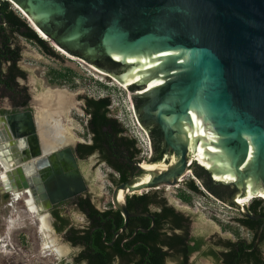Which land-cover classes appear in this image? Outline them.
Segmentation results:
<instances>
[{
    "label": "water",
    "instance_id": "obj_1",
    "mask_svg": "<svg viewBox=\"0 0 264 264\" xmlns=\"http://www.w3.org/2000/svg\"><path fill=\"white\" fill-rule=\"evenodd\" d=\"M8 1L59 49L124 83L138 123L155 126L173 152L161 161L165 169L137 164L139 173L114 199L119 192L176 185L192 164L203 167L196 160L187 167L195 145L212 160L203 167L212 180L227 174L231 179L218 183L233 185L235 197L253 190L252 199L260 198L264 0ZM47 92L33 98L35 111L0 116V191L27 193L37 213L85 190L71 150L42 148L36 102ZM232 203L244 216L264 219Z\"/></svg>",
    "mask_w": 264,
    "mask_h": 264
},
{
    "label": "flooded vegetation",
    "instance_id": "obj_2",
    "mask_svg": "<svg viewBox=\"0 0 264 264\" xmlns=\"http://www.w3.org/2000/svg\"><path fill=\"white\" fill-rule=\"evenodd\" d=\"M27 20L29 22V19ZM31 28L35 30L34 27ZM11 30L12 26L0 11V116L34 111L29 88L24 84L28 77L29 56L24 57L20 42L24 40L35 44ZM17 46L20 47L21 56L16 64L25 76L17 75L11 89L3 82L4 75L10 72L8 68L12 62L7 50ZM37 49L46 55L39 47ZM5 93H8L7 102L4 100ZM26 97L27 103L23 104ZM85 107L84 102L81 108L85 117L81 120L82 128L79 136L74 140L69 138L67 143L61 145L65 155L67 149L71 150L77 163V171L85 184V190L52 203L46 210L38 213L47 220L48 233V235L44 234L43 239L48 243L40 247V252L43 253L38 261L40 264L41 262L42 264H254L256 262L257 264L259 256L264 260V242L261 239L264 234V219L244 216L232 203L238 194L235 187L212 180L210 172L205 169L210 184L218 192V194L213 193L208 181L194 175V164L184 176L193 173L197 180L194 181L198 188L196 191L189 188V181L182 180L174 186L162 185L141 191H126L125 195L119 192L117 199H114L115 190L139 173L136 165H141L144 161L148 162L149 159H144L140 155L141 149L138 143L136 146L139 152L132 159L125 151L115 156L111 146L104 141L100 142L103 148L90 149L94 135L88 127L90 116L86 113ZM66 110L67 108L59 114L65 117ZM107 116L113 121L117 120L110 115V112ZM117 123L123 128L118 135H115L112 129V122L104 123L102 126V131L109 136L111 143L117 136L130 138L127 128L118 120ZM152 127L147 128L150 134H153L150 130ZM154 143L156 151L161 152L162 157L160 161L149 163H159L163 158L168 161L173 152L166 146L162 136L154 138ZM193 157L194 153L193 155L188 153V159ZM109 158L120 170L110 164ZM62 162L66 163V160ZM100 166L109 169L105 183L95 182L96 170ZM122 175L126 179L121 180ZM169 188L176 189L172 197L166 194ZM22 194L29 197L27 193ZM141 195L147 197L137 198ZM196 196L204 200L213 196L232 206L236 214L232 216L231 222L239 227L240 232L222 235L221 230L213 232L206 225L202 227L197 224V213L193 208ZM9 197L12 201L15 200L10 193L7 195V198ZM249 205L246 207L251 215L264 216V209L253 214L249 211ZM127 212L130 214L128 222ZM242 218L257 222L256 229L241 224ZM5 238L6 236H3L0 239V245L4 248L7 247ZM232 245L236 252L235 256L229 258L227 254L232 253ZM15 255L19 261L17 251ZM23 261L20 258V262Z\"/></svg>",
    "mask_w": 264,
    "mask_h": 264
},
{
    "label": "rangeland",
    "instance_id": "obj_3",
    "mask_svg": "<svg viewBox=\"0 0 264 264\" xmlns=\"http://www.w3.org/2000/svg\"><path fill=\"white\" fill-rule=\"evenodd\" d=\"M9 3L14 11L22 18L25 17L13 3ZM26 18L24 19L29 25L30 20L28 22V18ZM47 41V44L54 52L62 58L43 55L32 43L24 40L20 42L24 57L29 56L27 58V61H29L27 65L28 77L24 84L29 88L31 98L38 97L46 90L65 93L68 98L65 107L67 108L66 114L65 117L58 115L65 135L74 140L80 134V128H82L81 120L85 117L81 108L84 104V98L91 97L98 99L109 97L110 115L127 128L129 135L136 137L138 146L142 147V140L147 139V137L150 139V135L147 128L141 125L140 127L137 123L133 104L124 83L114 78L110 73V77H108V75L90 68L89 65H93L82 58L76 57L75 61L68 58L66 56L68 54H62L57 51L51 45V42ZM66 67L73 70L70 80L62 85L52 83L49 72L52 69L63 70ZM4 100H8V93L4 94ZM140 155L144 159H147L149 151L141 148ZM108 170L106 166L97 168L95 182L105 183L107 181L106 173ZM183 180L197 181L193 173H188L183 177ZM174 191L176 189L169 188L166 192L167 196L172 197ZM5 195L8 194L1 193L0 191V239L6 236L5 240L7 243L6 248L0 245V264H40L38 261L43 256V253L40 252V247L45 237L40 229L39 217L42 215L31 212L28 209L26 194H22L19 199L13 201L10 197H5ZM194 201L196 203L193 208L194 212L197 213V224H200L202 227L206 225L213 232L221 230L222 235H232L233 233L240 232L239 227L231 222L232 216L236 214L232 210V206L221 202L213 196L207 197L206 200L196 196L194 197ZM248 204H250V201L246 203V205ZM16 251L18 252L19 261L15 257ZM20 258L24 260L23 263L20 262Z\"/></svg>",
    "mask_w": 264,
    "mask_h": 264
},
{
    "label": "trees",
    "instance_id": "obj_4",
    "mask_svg": "<svg viewBox=\"0 0 264 264\" xmlns=\"http://www.w3.org/2000/svg\"><path fill=\"white\" fill-rule=\"evenodd\" d=\"M0 11L3 12L5 19L8 22V24L10 26H12V30H11L12 32H16L19 35H21L22 37L32 41L46 55L52 56L54 58H59V55L57 53H55L54 50L47 44V42L45 40H43L42 37H40L28 25V23L25 21V19L22 18L16 11H14V9H12L8 0H1L0 1ZM7 52L10 54V56H11L10 60H12V62H11L10 68H8V70L10 72L6 73L4 75L5 79H3V82L6 84L7 87L13 89L12 86H13L14 79L16 78V76L17 75L25 76V73L23 71H21L16 64L17 59H19L21 56L20 47L17 46L15 48H11V49L7 50ZM72 73H73V70L68 68V67L64 68L63 70L52 69L49 72V74H51V82L56 83L58 85H62L63 83H67L68 80H70V75ZM130 90L132 91L133 87H130ZM27 100L28 99L26 97L25 101L22 103L26 104ZM139 101L140 100L134 98V103H135L136 107H138ZM84 102H85V106H86L85 111L90 116L88 127L94 135V142H93V145L90 147V149H92L94 147L103 148V146L100 142L104 141V142H106V144H109L111 146V148L113 150L112 152L115 156H118V154H122L125 151V152L129 153L128 157L132 159L135 156V154H137L139 152V149L136 146L137 140L135 138H133L131 135H130V138L125 137V136H123V137L117 136V137H115L114 142L111 143L109 140V136L102 131V126L104 125V123H107V122H112V129H113L115 135H118V133L122 132V130H123V128L120 126V124L117 123V120L113 121L110 118H108V116H107L108 112L110 111V99H109V97L98 98V99L91 98V97H85ZM150 130L153 131V134L149 133L151 143H152V154L148 160V163L160 161L161 157H162L161 152L156 151L155 143H154V138L159 137L161 134L155 126H153ZM109 161H110V164H112L114 168H116L117 170H120L118 165L113 163L110 158H109ZM193 166H194V169H193L194 175L202 178L204 181H208L209 185L212 187L211 191L213 193L218 194V192L215 191L213 189V186L210 184V179L206 176L207 171L201 166H198L195 164ZM124 179H126V177L122 175L121 180H124ZM188 183H189L188 186L191 190H195V191L198 190V188L195 185L193 180H190ZM5 197H7V195H5ZM145 197H147V196L141 195V196H138L137 198H145ZM263 209H264V201L261 198L252 199V201L250 202V205H249V211L251 213L256 214V213H258V210L263 211ZM240 222H241V224L247 226L250 229H252V228L256 229V227H257L256 226L257 222H254L252 219H249V218H242L240 220ZM261 239L264 242V234H263V237ZM232 246H233L232 253L230 252L227 254V256H229V258L232 255L235 256L234 253L236 252V249L234 248V245H232ZM254 264H256V262ZM257 264H264V260H262L260 258V256H259V259L257 261Z\"/></svg>",
    "mask_w": 264,
    "mask_h": 264
},
{
    "label": "bare ground",
    "instance_id": "obj_5",
    "mask_svg": "<svg viewBox=\"0 0 264 264\" xmlns=\"http://www.w3.org/2000/svg\"><path fill=\"white\" fill-rule=\"evenodd\" d=\"M14 6L16 8H18L20 10V12L30 20L32 27L35 28V30L39 33V35L43 39L48 40V38L37 28V26L30 19V17L28 15H26V13L18 5L14 4ZM49 42H50V40H49ZM51 45L57 51L61 52L62 54H67L64 51H62L61 49H59L57 46H55L52 42H51ZM68 55H66V56L68 58L74 60V61L77 59L74 56H70V55L68 56ZM89 67L100 72V73H103L99 69L94 68V66L89 65ZM103 74H106V73H103ZM67 100H68V98L65 95V93H63V92L48 91L42 98L38 99L36 102L37 106L39 107V111H40L39 115L37 116L38 117L37 118L38 132H39V135L41 138L42 148L44 149V151L52 150V149H54L58 146H61V145L65 144L69 141V138L65 135V133L63 131V128L61 126V121L59 118V115H60L59 113H61L65 110ZM139 126H140V124H139ZM193 153H194V157H195L196 161H198V163L200 165H202L203 167H205L207 169L211 166L212 160H210V159L207 160V157H206L204 150L202 148L195 145L193 148ZM0 163L3 164V161H1V159H0ZM141 166L145 169L153 170V169H165L167 165L163 164L162 162L148 163V162L144 161L143 163H141ZM148 179H149V176L147 175L143 181H147ZM214 179L218 180V181H222L224 183L225 182L227 183L229 181V179H231V178L227 174H222V175H214ZM255 191H256L257 197L264 199L263 190L257 189ZM253 194H254L253 190L247 191L246 195L237 196L235 201L239 205H246V203H248L253 198ZM21 195H22V192H20V191L13 192V198L14 199H19ZM26 204H27V206L31 212L37 213L36 204L33 202L30 195H29V197L26 198ZM39 218H40V229H41L42 233H44L45 235L46 234L48 235V233L46 232L47 220L45 219L44 216H40ZM47 243L48 242H46V240H44L43 246H46Z\"/></svg>",
    "mask_w": 264,
    "mask_h": 264
},
{
    "label": "built area",
    "instance_id": "obj_6",
    "mask_svg": "<svg viewBox=\"0 0 264 264\" xmlns=\"http://www.w3.org/2000/svg\"><path fill=\"white\" fill-rule=\"evenodd\" d=\"M132 136V135H131ZM134 137V136H133ZM136 140H137V138L136 137H134ZM141 146L142 147H140V149L141 148H143V149H146V151H149V155H148V157H147V159H149L150 158V156H151V153H152V149H151V141H150V139H149V137H147V139H144V140H142V144H141ZM195 159H194V157H193V159H190L188 162H187V167L190 165V163L192 162V161H194ZM184 177V176H183ZM183 177H181L180 179H179V181L181 182L182 180H183ZM252 200V199H251ZM251 200H250V202H251Z\"/></svg>",
    "mask_w": 264,
    "mask_h": 264
},
{
    "label": "clouds",
    "instance_id": "obj_7",
    "mask_svg": "<svg viewBox=\"0 0 264 264\" xmlns=\"http://www.w3.org/2000/svg\"><path fill=\"white\" fill-rule=\"evenodd\" d=\"M30 27H32L31 25H29ZM37 34H38V32L36 31V30H34ZM43 39V38H42ZM108 75V77H110L109 76V74H107ZM133 137V136H132ZM134 138V137H133ZM151 149H152V145H151ZM152 154V153H151ZM252 201V200H251Z\"/></svg>",
    "mask_w": 264,
    "mask_h": 264
}]
</instances>
